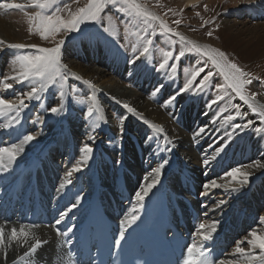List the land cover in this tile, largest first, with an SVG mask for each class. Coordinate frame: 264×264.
I'll list each match as a JSON object with an SVG mask.
<instances>
[{"label": "bare ground", "instance_id": "obj_1", "mask_svg": "<svg viewBox=\"0 0 264 264\" xmlns=\"http://www.w3.org/2000/svg\"><path fill=\"white\" fill-rule=\"evenodd\" d=\"M18 1L25 3V5L29 3V0ZM183 1L188 6H192L202 0ZM208 1L210 3L215 0ZM222 1L217 0L218 4ZM4 2L14 3L13 0H4ZM230 2L232 4L230 3L229 6L236 9L235 15L249 13L250 17L255 19L264 17V0H230ZM139 3L144 4L150 11L159 16L148 4L141 2V0H139ZM250 3L256 6L251 7L249 12L238 9L241 8L242 4L249 5ZM0 11V41L4 42L0 44V70L8 71L10 75H14L13 62L15 57L20 55L21 49L9 48L7 45L16 43L34 44L22 41L18 37L12 21L8 19L7 12L5 10ZM94 23L88 22L79 30L65 37L61 46V62L68 69L67 80L79 82L83 90L87 91L88 96L96 98L95 101L88 100L81 114L82 118H79L77 109H70L74 99L67 85L63 96L64 107L57 114H52L48 110L51 107H49L48 101L25 100L28 107L20 110L17 119L20 122L22 120L25 121L29 135L34 136L35 139L24 144L23 151L10 164L5 158L4 163L7 168L11 167L15 161L18 163L27 161L40 147L50 141L59 127L58 129H63L59 130V132L63 133V136L59 138L58 143H62L65 146L67 156L70 152L73 154L71 159L66 156L70 166L74 168L81 161L80 148L83 144H89L94 152L97 148L101 158L96 155L94 159L96 157L101 159L97 164L99 171L107 174L105 177L111 180L112 187L117 189L119 194L134 198L132 209H135L142 202H137L136 193L141 191L142 186L157 179L152 170L164 160H167L168 163L161 169L158 181L165 182L174 197L179 195L192 198L195 212L190 214L186 207H183V211H185L183 213L184 219L188 221V224H186L189 229L195 235H199L197 225L200 223L190 224V218H194L198 221L203 220L206 225H212L215 222V227L218 231H222L223 227L232 231L237 230L240 232L239 237L235 239L233 246L227 251L226 257L233 259L242 258L238 253H235V246L238 242H243L241 246L245 248L246 253L251 251L253 255L258 256L261 250L259 248H250L247 240L251 239L249 233L252 231H255L258 235H264V222L261 221V217H264V168H248L247 166L253 164L254 161H260L264 164V142L258 141V136L252 142V137L255 134L253 123L259 122L264 125V123H261L260 117L253 113L235 93L233 101H238L247 112V115L243 114L234 117L231 121H226V117L230 116L227 112L216 115L213 105L208 109L207 107H204V109H191L189 106L190 100L187 101V99L182 97L165 105V101L172 96L173 84L171 81H166L165 84H162L164 87L153 95L154 91L161 85L156 80V75L159 73L154 74L150 68L148 70L142 69L143 63L140 61L141 59L135 58L133 60L135 68L132 71L126 69L124 59L116 55L115 52H113V59L109 61L101 59L97 53L92 57L95 63L89 66L83 64L75 55L69 54L68 48L74 37L81 36ZM254 23L264 28V21ZM227 25L224 24L223 20L221 24L223 28L217 34L220 38L233 45L238 40L237 36L240 30L235 31L232 29L235 33L232 30L230 32L226 28ZM176 31L196 44L209 46V41L200 36L188 33L184 29ZM257 36L262 41L264 40L262 38L264 37V32ZM9 55L11 56L8 59ZM5 59H8L6 63ZM73 74L78 75L79 79L76 80ZM126 74L130 76V81H144L143 88L139 92L135 93L125 88V83L121 81V78ZM4 78L0 73V81H3ZM85 81H89L90 84L85 83ZM6 82L11 83L13 87L4 90L0 86V96L10 101H15L18 95L30 91L32 87V84L28 81L17 83L14 80H8ZM67 84L69 83L67 82ZM52 88L50 87L40 93V96L48 94ZM94 89L97 91L101 89L103 91L101 96L98 94L96 97ZM254 89V93H257L254 103L264 105L263 95L257 87H254ZM60 102L61 95L59 93L54 98L53 107H59ZM122 103H127L135 111L128 112L124 108L117 109L122 107ZM94 105L97 109H103L105 113L107 128L104 132L99 118L87 115L88 109ZM32 106L39 107L36 111H32ZM112 110H120L122 116L126 117L122 126H118L116 122L113 123L110 119ZM137 115H141L143 119H140ZM2 117L0 116V136L4 138V141L8 138L6 142L3 141V147L19 144L23 139L18 137L19 130L11 127H2V125L7 124ZM82 119L84 121H81ZM145 120L149 123H145ZM248 121L252 123L247 128L235 127L237 124L243 126ZM60 123L62 126L59 125ZM151 124L162 127L164 131L162 133L156 132L150 127ZM41 125L43 126L41 128L42 131H40ZM204 126H207L206 131L197 136L196 133ZM106 133H108L107 137L112 140L110 146L105 144L103 138ZM118 134H120L119 138L117 142H114L112 137ZM14 141L15 143H13ZM116 143L118 151L114 150ZM220 147L223 150L217 154L216 149ZM167 149H171V151ZM136 154L142 158L139 163L134 161ZM205 159L209 161L207 165L203 163ZM88 161L89 159L80 163V171H74V174L76 172L85 173ZM233 168H241L242 171L252 173L248 184L242 187L238 184L234 185V187L239 189L238 191L226 190L223 187L204 189L203 185L212 180H217L220 184L225 183V180H220L219 178ZM69 170H73L72 167ZM150 173L151 176L146 182L145 178H148ZM65 174L67 175V172ZM74 174H72L71 178L74 177ZM85 178L89 182L90 177H83V179ZM104 179L106 180V178ZM123 182H126L125 186H122ZM192 182L195 192L190 189L189 184ZM205 191L207 194L202 195ZM220 201H223V203L220 204ZM22 226L24 232L27 233L23 237L20 236ZM0 227L4 229V244L0 245V264H67V259L64 256H60L61 250L57 249L53 236L46 245L38 247L29 257H25L23 260L19 259V257H24V253L28 251L30 245L35 243L36 240L42 242L49 238L50 235H53L51 228L3 222H0ZM13 228L17 230V239L9 243ZM5 253H7L6 258ZM31 259L33 260L31 261Z\"/></svg>", "mask_w": 264, "mask_h": 264}, {"label": "rangeland", "instance_id": "obj_2", "mask_svg": "<svg viewBox=\"0 0 264 264\" xmlns=\"http://www.w3.org/2000/svg\"><path fill=\"white\" fill-rule=\"evenodd\" d=\"M13 1L14 3L25 4L19 2L18 0ZM87 2L88 0H58V4L61 9H64L65 4L70 6L69 9H64L60 13V15L64 18H67L69 11L75 12L77 8L84 7ZM141 2L148 4L154 11H156L159 14L160 19L164 20L170 28H173L175 30L184 29L188 33L200 36L209 41L208 43L211 48L223 51L231 62L236 63L245 72L250 74L249 79H251L252 82L251 84L245 85L246 94L251 96V94L255 91L254 87H257L259 92L264 97V40L262 41V39L257 36H260V34L264 32V28H261L254 23L261 21L263 22L264 17L255 19L254 17H250L249 13H241L239 15H235V7L231 8V6H229L230 3L232 4L230 0H223L220 4H218L217 0L210 3L208 0H202L201 2L192 6H188L184 3L183 0H141ZM254 5L255 4L253 3H250L249 5L242 4L241 8L238 9H241L240 11L243 10L244 12H249L250 8ZM117 7L118 6L109 5L107 9L101 14L102 19L99 22H95L93 26H90L91 28L84 31L81 36L74 37L70 42V46L68 48L69 54L75 55L81 60V62H83V64L89 66L95 63L92 60V57L95 56L94 54L98 53L101 59L109 61L113 59V52H115L116 55L124 59L126 63V69L132 71L134 70L135 66H133V63H130L129 61H133L140 55L139 51L133 52L132 50L134 44L139 47L137 35H134V33L138 34L140 37H144L146 34H148L153 40V44L150 46L151 59H149L148 57L140 58V61L143 63L142 69L148 70L150 68L151 70H153L152 72L154 74L159 73L158 75H156V80L158 81V83L160 82L161 84H165L166 81H171V83L173 84V93L171 95L176 96L175 100L181 97L187 99V101L190 100L189 106L191 109H204V107H207V109L210 108L208 105L213 99H215V96L217 95L216 85L224 83L223 77L220 76L217 70L211 66L210 62L208 63V67L205 69V72L201 73L193 81L191 89L183 92L180 91L184 87L187 79L190 77V71L188 74H186L185 69L191 70L195 67L203 66L204 62L207 61V57L202 56L196 52H187L186 50V55L181 58L180 61H169V67L157 71L158 64L162 59L159 49L164 48L166 50H171L174 53H178L182 46L179 38L171 34H161L159 22L157 21L153 22V28L155 29V32L153 33V28H148V26L141 20L131 16V14L129 13L119 12L117 10ZM36 11H38V9H35L33 7H25L23 10H5L9 17L8 19L12 21L13 25L15 26L17 35L22 39V41L32 43L38 47L51 48L54 47L58 41H60L61 39L64 41L65 37L74 32L72 31L64 33L63 31H61L55 36V38L49 37L48 39H41L39 33L35 31V26H33V31L30 34L28 16L25 13L31 15ZM197 13L199 15H197ZM109 16H111L113 19L112 23H110L108 20ZM176 20L180 21L179 25L174 23V21ZM223 20L224 24H228L226 26V28H228V31H233V33H235L236 30H240V33L237 36L238 40H236L237 42H234L233 45L220 38V36H218L217 34L218 32H220V29L223 28L221 26ZM204 21H209V23L205 24ZM86 23L88 22L81 24L80 28H82ZM105 27L109 28V32L104 31ZM126 29H128L127 32ZM232 29H234L235 31ZM209 32L212 33L211 36L207 35V33ZM36 51L37 48L28 47L21 49L19 54L32 55L36 53ZM10 56L11 55H9L8 59L10 58ZM8 59H5V63ZM174 62L177 63V68L173 71L170 65ZM209 70L214 73L213 77L211 78V83L207 87H205L203 91L196 89V85L199 84L200 79H202ZM61 72L63 74V79H58L57 83L50 85L49 88H53L49 90L50 93L48 92V94L41 95V101H48L49 107H53L54 98L59 95L61 91H63L64 93V89L67 85L69 86V90L71 91L74 99L72 101L70 109H77L76 111L78 117L82 118L81 114L88 102V93L87 91L83 90V88L79 85V82L67 80L68 69L66 67L62 68ZM0 73L1 75H3V77L11 76L8 71L0 70ZM76 77L79 76L75 74L74 78L78 80ZM121 79V81L125 83V88L132 92H139L141 88H143L144 81H130L131 78L127 74L124 75ZM67 82L69 84H67ZM61 85H63V87H61ZM228 92L229 96L225 97L223 101H220L217 104L213 105V107H215V114L220 115L224 112H227L228 115L237 117V110L231 107L228 103V100L231 99V104L239 106L241 115H247V112L244 110L243 106L238 101H233L235 96L231 89H228ZM102 93L103 91L101 89L98 91L94 89V95L96 97L98 96V94L101 96ZM124 104L127 103H122V107L117 109L124 108ZM31 108L32 111H36L37 109L34 106H32ZM91 116L98 117L101 122L103 132L106 131L107 122L103 109H97ZM121 116L122 114L120 110H112L110 112V119L113 121V123L116 122L118 126L123 125L119 122ZM12 117H16V114L14 112L3 116L2 119H4L6 123H9V120ZM137 117L143 119L141 115H137ZM81 121L84 120L82 119ZM19 122L20 121L16 118L15 122H12L11 125H15V128L18 130ZM59 125H61V123ZM41 128H43L42 125L40 126V130ZM58 128L56 132H58L59 130H63ZM253 129L255 130V134L252 137V142L257 136L259 138L258 141L264 142V131H257V129H264V125H261L259 122L253 123ZM107 135L108 133L104 134L103 138L105 140V144L107 146H110L112 144V140L108 138ZM119 135L120 134L113 135L112 139L114 140V142H117ZM117 148L118 147L116 143L114 150L118 151ZM97 152L98 149L96 148L95 152L93 151L91 153L89 161L86 165H88L90 161H93L96 155H99L101 158V155L99 154V152ZM100 158L96 157L92 163L96 164L97 161L101 160ZM141 160L142 158L137 156L136 154L134 161L139 163L141 162ZM66 161L69 163V160ZM71 167L73 169V166ZM91 167L92 166H90V168ZM74 173L75 172H73V174ZM151 173L146 179V182L150 178ZM32 260L33 259H31V261ZM223 262H234V264L245 263L244 259L242 258L233 259L230 257L225 258Z\"/></svg>", "mask_w": 264, "mask_h": 264}, {"label": "snow or ice", "instance_id": "obj_3", "mask_svg": "<svg viewBox=\"0 0 264 264\" xmlns=\"http://www.w3.org/2000/svg\"><path fill=\"white\" fill-rule=\"evenodd\" d=\"M118 6L117 10L122 13H129L131 16L141 20L144 24L148 26V28H153V22H159V28L161 34H171L179 38L182 46L178 53H174L171 50H166L164 48H160L159 52L161 54V61L158 64L157 71L163 70L169 67V61H180L186 55L187 52H196L202 56L207 57V61L204 62L203 66L195 67L191 70L185 69L186 74L190 71V77L187 79L184 87L180 90L188 91L192 88L193 81L199 76L201 73L205 72V69L208 67V63H211V66L215 68L220 76L223 77V84L216 85L217 95L215 99H213L208 105L211 107L214 104H217L220 101H223L225 97L229 96L228 89H231L233 93L236 94L237 97L241 101L244 102L248 106L249 109L260 117L261 123H264V105H258L254 103L257 93H252L251 96L246 94L245 85L251 84L252 80L249 79L250 74L245 72L242 68H240L236 63L231 62L223 51L218 49H213L208 45H199L195 42L188 40L181 33L177 32L175 29L170 28L164 20L160 19L155 13L150 11L144 4L139 3V0H88L87 4L84 7L77 8L75 12L69 11L68 17L64 18L60 15V13L64 9H69V5L65 4L64 9H61L58 0H29L28 4L21 3H12V2H4V0H0V10H11V9H20L23 10L25 7H33L38 9V11L32 13L31 15L25 13L28 16V24H29V33L33 31V26H35V31L39 33L41 39H48L49 37L55 38V36L63 31L64 33L77 31L80 29V25L85 22H99L102 17L101 13L105 11V9L109 6ZM197 15H199L197 13ZM110 23L113 22L111 16L108 17ZM175 24L179 25L180 21H174ZM205 24L209 23V21H204ZM203 26V25H202ZM105 32H109V28H104ZM128 29H126V32ZM155 29L153 28V33ZM137 40L139 47L134 44L133 52L139 51L140 55L136 57V59H140V57H148L150 56V46L153 44V40L150 38V35L146 34L144 37H140L138 34ZM207 35L211 36L212 33L209 32ZM3 41H0V44H3ZM64 41L61 39L58 41L54 47L44 48L38 47L36 45H25L22 43L16 44H8L9 48L13 49H24V48H37L36 53L32 55H17L13 62V72L14 75L5 77L3 81H0V86L4 90L11 89L13 85L6 81L14 80L17 83H23L24 81H28L32 84L30 91L23 93L22 95H18L15 101H10L5 99L3 96H0V116H6L10 113H15L16 117H12L9 120V123L2 125V127H9L12 122L19 117L20 110L28 107L25 103V100H36L40 101L41 96L40 93L46 91L50 85L57 83L58 79H63V74L61 72L62 68H65V65L61 64V46ZM190 46V47H186ZM130 63H134V61H129ZM171 69L174 71L177 68V63H172L170 65ZM74 75V74H73ZM214 73L212 71H207V73L200 79L199 84L196 85V89L203 91L205 87H207L211 83V78ZM79 79V77H76ZM85 83L90 84L89 81H85ZM63 87V85H61ZM164 85H160L153 93L155 95L157 92L163 88ZM61 102L59 107H51L48 110L52 114L59 113L64 105H63V96L64 93L61 91ZM87 99L89 101H95L94 96H88ZM176 99V96H171L167 101H165V105L172 103ZM119 103V101H117ZM228 103L231 107L235 108L236 114L241 115L239 111V106L231 104V99L228 100ZM123 107L127 109L128 112H134L135 109L130 107L128 104H124ZM97 108L94 105L88 109L87 115H93L94 111ZM126 117L121 116L119 122L123 124ZM233 116H227L226 121L233 120ZM145 123H149L145 120ZM251 121L248 123L241 125H235L236 128H247L251 125ZM99 126V125H97ZM156 132L162 133L164 130L162 127L151 124ZM206 127H201L196 135H200L206 131ZM257 131H264V129H257ZM35 139L32 135H25L19 144H11L8 147H0V169L7 170V165L4 163L5 158L7 159L8 164L16 159V156L23 151V145L29 143ZM167 139V138H165ZM170 143V141H168ZM163 150V149H162ZM171 151V149H167ZM223 148H217V154L222 151ZM93 148L85 143L80 148V152L82 154L81 161L77 163V165L73 168L72 171H80V163L86 162ZM168 163L167 160H164L158 167L153 169L155 176L157 179L152 180L146 185L142 186L141 191L136 193L137 202L143 201L144 197L148 194V192L155 186L158 182V177L160 175L161 169ZM205 165L209 163L207 159L203 161ZM248 168L257 167L264 168V164L260 161H254L253 164L247 166ZM72 172L68 173L70 177ZM252 175L249 171H242L241 168H233L230 171L226 172L223 177H220V180H225V183L220 184L217 180H212L209 183L203 185L205 190L212 188H220L223 187L226 190L231 189L232 191H238L239 189L234 187V185H240L241 187L245 184H248L249 177ZM230 178V179H225ZM147 179V177L145 178ZM70 183V181H68ZM207 194L205 191L202 195ZM220 204L223 201L219 202ZM75 205H73L74 207ZM71 211V209H69ZM67 213H62L60 220H57L56 223L59 224L61 220H63L64 216ZM136 220L135 216H131L125 221L122 222V231L121 238H123V226L127 224H131ZM261 221L264 222V217H261ZM72 231V228H68L66 232L63 233L64 236H67L69 232ZM216 231L215 222L212 225H206L204 223L199 224V236L200 242L193 240V242L186 247L185 258L183 260V264H217V262L211 258L210 250H206V246L203 241H208L213 238V233ZM27 233L24 232L23 226L20 229V236H26ZM251 239L247 240V244L250 248H259L260 254L258 256L253 255L251 251L246 253L244 247H242L243 242H238L235 246V253H238L242 258H244L245 264H264V235H258L255 231L249 233ZM17 239V230L13 228L11 230V236L9 237V243ZM26 242V241H25ZM41 241L36 240L35 243L31 244L28 251L24 253V257H19V259L23 260L25 257H29L35 250L41 245ZM71 243V241H68ZM119 240H117V244ZM4 244V229L0 227V245ZM7 253H5V258ZM219 264H223V262H219Z\"/></svg>", "mask_w": 264, "mask_h": 264}]
</instances>
